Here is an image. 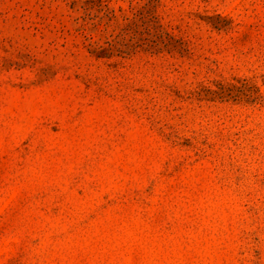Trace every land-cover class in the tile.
Returning a JSON list of instances; mask_svg holds the SVG:
<instances>
[{
  "label": "rangeland",
  "instance_id": "374dc122",
  "mask_svg": "<svg viewBox=\"0 0 264 264\" xmlns=\"http://www.w3.org/2000/svg\"><path fill=\"white\" fill-rule=\"evenodd\" d=\"M0 264H264V0H0Z\"/></svg>",
  "mask_w": 264,
  "mask_h": 264
}]
</instances>
